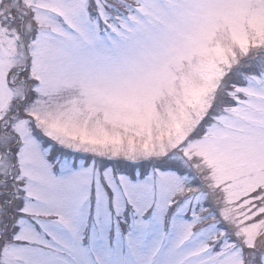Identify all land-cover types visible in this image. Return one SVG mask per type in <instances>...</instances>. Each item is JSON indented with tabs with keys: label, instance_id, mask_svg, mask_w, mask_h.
<instances>
[{
	"label": "snow or ice",
	"instance_id": "snow-or-ice-1",
	"mask_svg": "<svg viewBox=\"0 0 264 264\" xmlns=\"http://www.w3.org/2000/svg\"><path fill=\"white\" fill-rule=\"evenodd\" d=\"M0 264H264V0H0Z\"/></svg>",
	"mask_w": 264,
	"mask_h": 264
}]
</instances>
